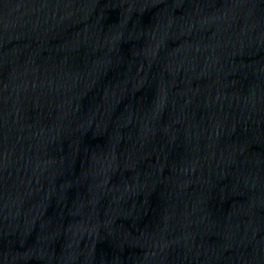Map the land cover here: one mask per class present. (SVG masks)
Returning <instances> with one entry per match:
<instances>
[{"label": "water", "instance_id": "obj_1", "mask_svg": "<svg viewBox=\"0 0 264 264\" xmlns=\"http://www.w3.org/2000/svg\"><path fill=\"white\" fill-rule=\"evenodd\" d=\"M0 264H264V0H0Z\"/></svg>", "mask_w": 264, "mask_h": 264}]
</instances>
